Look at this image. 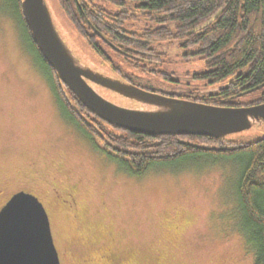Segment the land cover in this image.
<instances>
[{"label": "rangeland", "instance_id": "1", "mask_svg": "<svg viewBox=\"0 0 264 264\" xmlns=\"http://www.w3.org/2000/svg\"><path fill=\"white\" fill-rule=\"evenodd\" d=\"M44 1L71 56L88 71L120 81L85 43L57 0ZM3 16L0 11V207L18 190L35 196L48 216L60 264L253 263L231 222L228 166L142 177L120 172L62 118L41 69L22 43L19 26ZM141 25L126 26L135 31ZM156 49L166 54L165 67L177 85L157 82L111 56L143 87L165 92L196 87L190 77L203 71L201 62L183 63L177 43ZM93 89L115 108L149 111L111 89ZM262 137L264 123L224 139L233 146Z\"/></svg>", "mask_w": 264, "mask_h": 264}, {"label": "trees", "instance_id": "2", "mask_svg": "<svg viewBox=\"0 0 264 264\" xmlns=\"http://www.w3.org/2000/svg\"><path fill=\"white\" fill-rule=\"evenodd\" d=\"M94 54L121 81L138 88L213 108H238L264 103V0H57ZM0 11L17 23L54 97L62 118L91 147L131 177L207 167H229L225 181L232 198L234 230L242 237L252 264H264V137L247 144L224 138L142 135L99 119L59 83L54 70L32 41L21 0H4ZM141 23L138 30L127 27ZM99 33L116 50L103 42ZM183 50V63L201 62L203 71L190 77L196 87L165 92L136 83L115 62L160 83L178 80L167 70L162 44ZM176 87V86H175ZM198 87V88H197ZM244 97H249L245 101ZM260 124H256L258 126ZM228 197V198H229Z\"/></svg>", "mask_w": 264, "mask_h": 264}, {"label": "water", "instance_id": "3", "mask_svg": "<svg viewBox=\"0 0 264 264\" xmlns=\"http://www.w3.org/2000/svg\"><path fill=\"white\" fill-rule=\"evenodd\" d=\"M21 9L32 41L59 83L85 108L114 127L142 135L224 138L264 123V103L238 108L206 107L96 75L80 65L63 45L44 0H21ZM94 33L114 49L99 33ZM95 85L142 103L149 111L115 108L96 95ZM262 87L264 83L256 89ZM23 198L31 202V209H23ZM0 264H60L48 216L32 194L18 192L0 210Z\"/></svg>", "mask_w": 264, "mask_h": 264}, {"label": "snow or ice", "instance_id": "4", "mask_svg": "<svg viewBox=\"0 0 264 264\" xmlns=\"http://www.w3.org/2000/svg\"><path fill=\"white\" fill-rule=\"evenodd\" d=\"M21 206L23 207V209H31V202L23 198V200L21 201Z\"/></svg>", "mask_w": 264, "mask_h": 264}, {"label": "flooded vegetation", "instance_id": "5", "mask_svg": "<svg viewBox=\"0 0 264 264\" xmlns=\"http://www.w3.org/2000/svg\"><path fill=\"white\" fill-rule=\"evenodd\" d=\"M47 84V83H46ZM48 86V85H47ZM48 89H49V87H48ZM49 91H50V89H49ZM50 93H51V91H50ZM51 95H52V93H51ZM52 97H53V95H52ZM53 99H54V97H53ZM54 102H55V100H54ZM56 104V103H55ZM18 192H21L20 190H18L17 192H15V194L16 193H18ZM23 192H25V191H23ZM25 193H28V192H25ZM31 194V193H30ZM14 195V193L13 194H11L10 196H9V198L3 203V205L0 207V210L4 207V205L9 201V199L12 197Z\"/></svg>", "mask_w": 264, "mask_h": 264}]
</instances>
